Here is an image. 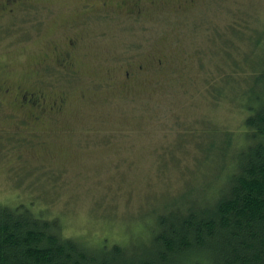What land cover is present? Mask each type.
I'll list each match as a JSON object with an SVG mask.
<instances>
[{
    "label": "rangeland",
    "instance_id": "1",
    "mask_svg": "<svg viewBox=\"0 0 264 264\" xmlns=\"http://www.w3.org/2000/svg\"><path fill=\"white\" fill-rule=\"evenodd\" d=\"M8 9L0 207L23 206L97 250L142 243L182 192L215 185L221 149L241 145L244 106L263 89L254 71L264 0H25ZM65 53L71 71L56 64ZM6 88L65 101L33 124Z\"/></svg>",
    "mask_w": 264,
    "mask_h": 264
},
{
    "label": "trees",
    "instance_id": "2",
    "mask_svg": "<svg viewBox=\"0 0 264 264\" xmlns=\"http://www.w3.org/2000/svg\"><path fill=\"white\" fill-rule=\"evenodd\" d=\"M263 89L243 111L242 143H228L215 185L189 188L159 211L142 243L97 250L65 238L23 206L0 207V264H264Z\"/></svg>",
    "mask_w": 264,
    "mask_h": 264
},
{
    "label": "flooded vegetation",
    "instance_id": "3",
    "mask_svg": "<svg viewBox=\"0 0 264 264\" xmlns=\"http://www.w3.org/2000/svg\"><path fill=\"white\" fill-rule=\"evenodd\" d=\"M131 2L135 0H130ZM156 0H148L150 3H154ZM25 0H3L0 4V11H9V7H16ZM104 8H106L105 4H102ZM87 7V6H86ZM136 7V6H135ZM77 43V38L70 39L67 41V46L70 48H74ZM66 54V53H65ZM70 53L63 55L62 58H57V66L60 70L71 71V67L73 63L71 62ZM129 73H126V77L129 78ZM19 91V92H18ZM18 92V93H17ZM3 94L5 95H13L14 105L19 108H27V112L30 115L31 121L33 124L37 122L40 118L44 116H50V113L61 111V105L65 101V96L61 95L56 98L55 101L49 103V99L45 98V94L42 91H28L23 90L21 88H16L15 90L12 88H6L3 90ZM27 123V122H23ZM33 124L28 123V127L32 128ZM35 126V125H34Z\"/></svg>",
    "mask_w": 264,
    "mask_h": 264
}]
</instances>
